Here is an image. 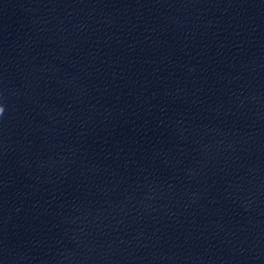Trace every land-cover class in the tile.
Wrapping results in <instances>:
<instances>
[{
  "label": "clouds",
  "instance_id": "9594fccd",
  "mask_svg": "<svg viewBox=\"0 0 264 264\" xmlns=\"http://www.w3.org/2000/svg\"><path fill=\"white\" fill-rule=\"evenodd\" d=\"M3 112H4V108H3V106H0V115H2Z\"/></svg>",
  "mask_w": 264,
  "mask_h": 264
}]
</instances>
